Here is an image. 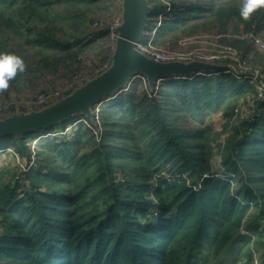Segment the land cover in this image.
I'll return each mask as SVG.
<instances>
[{
  "label": "trees",
  "instance_id": "16d2710c",
  "mask_svg": "<svg viewBox=\"0 0 264 264\" xmlns=\"http://www.w3.org/2000/svg\"><path fill=\"white\" fill-rule=\"evenodd\" d=\"M115 1L0 0V53L23 58L10 46L21 40L14 45L40 56L38 68L18 72L8 89L18 91L30 74L71 71L93 35L106 38L90 26ZM166 1L164 13L163 2L147 0L145 28L163 13L157 44L171 43L175 32L197 33L205 15L218 32L232 20L256 33L264 25V7L245 20L238 0ZM147 83L135 77L102 103L100 140L83 122L52 137L71 118L42 135L0 137V153L10 149L27 164L0 168V264H210L209 254L229 253L245 225L264 235V99L243 117L254 89L230 74L170 79L157 90ZM216 112L220 131L204 122ZM254 246L264 251V240Z\"/></svg>",
  "mask_w": 264,
  "mask_h": 264
},
{
  "label": "built area",
  "instance_id": "2783aa9c",
  "mask_svg": "<svg viewBox=\"0 0 264 264\" xmlns=\"http://www.w3.org/2000/svg\"><path fill=\"white\" fill-rule=\"evenodd\" d=\"M166 6L167 13L170 11V5L166 0H160ZM121 3V0H119ZM163 13L159 14L158 19L152 30L149 32L144 31L143 37L136 43H134V49L145 56L146 58L153 60L158 63H191L200 62L211 65H218L223 67L221 71L205 72L198 70L190 76H173L170 78H157L156 88L162 83L170 79H192L196 76H214L221 74H230L238 83L247 85L254 89V99L244 105L241 109V114H248L252 112L255 107L256 100L264 99V78L261 69L250 65L249 61L241 56V51L233 46L231 41H238L241 43H247L248 47L253 51L264 53V38L260 37L254 32H239L237 34H231L228 32H215L196 34L190 36H183L176 38L173 43L167 42L165 44L155 43L157 36L156 31L161 25V19ZM121 24V17L109 20L96 19L91 24V28L94 31L105 29L107 31V42L110 45L111 52L113 53L116 40L118 39L117 29ZM147 25V24H146ZM112 56V54H111ZM111 66V57L104 62L100 63L95 70L93 69L89 74L84 75L83 73L74 74L71 79L67 81L64 88L60 91H53L48 94L39 93L33 98L23 101L20 105L24 111L40 110L44 107L49 106L61 98L64 97L65 93H71L76 88L84 85L87 81L95 78ZM90 71V70H89ZM146 83L147 79L143 75H136ZM4 97V96H3ZM17 102H13L16 105ZM11 102L6 101L4 98H0V114L8 111ZM242 116V115H241ZM94 125L91 127L86 120L76 121L71 125L67 126L60 135H64L68 131H71L78 122H83L93 129V132L97 139L100 140L102 129L100 127L99 110L96 108L92 113V119H90ZM53 135V134H52ZM57 135V134H54ZM34 143V144H33ZM31 144V149L34 151L35 142ZM34 155V153H33ZM16 163L20 170H26L27 164L16 157ZM25 164H23V163ZM22 163V164H21ZM34 164V156L30 163ZM21 165V166H20ZM255 264H262L255 260Z\"/></svg>",
  "mask_w": 264,
  "mask_h": 264
},
{
  "label": "water",
  "instance_id": "95a60500",
  "mask_svg": "<svg viewBox=\"0 0 264 264\" xmlns=\"http://www.w3.org/2000/svg\"><path fill=\"white\" fill-rule=\"evenodd\" d=\"M121 4V24L117 29L118 39L111 56V66L47 107L13 113L0 119V137L14 135L20 138L26 133L48 129L77 114H85L92 119L90 109L93 106L124 91L138 74L145 76L153 88L157 78L190 76L198 70H223L221 66L200 62L158 63L141 55L134 49V43L144 35L151 7L147 0H121Z\"/></svg>",
  "mask_w": 264,
  "mask_h": 264
},
{
  "label": "rangeland",
  "instance_id": "374dc122",
  "mask_svg": "<svg viewBox=\"0 0 264 264\" xmlns=\"http://www.w3.org/2000/svg\"><path fill=\"white\" fill-rule=\"evenodd\" d=\"M218 2H220V3L221 2H229V0H218ZM238 2L240 5L243 4V0H241V1L238 0ZM102 13H103L102 16H99L96 18L101 19V20L105 19V20L111 21L113 19L121 17L122 4L119 2V0H116L114 2V4L111 5V7L109 8V10L106 13H104V12H102ZM192 23H194V22H192ZM192 23H191V25H194ZM262 23L264 24V17H263ZM198 24H199L198 25L199 31L197 33L195 32L193 34H189V33L183 34L180 32H175L174 34H170L169 37H171V39H170L171 44L178 37L190 36V35H196V34H205L208 32L215 33V32L219 31V26L215 22L213 17H208L207 15H205L204 18L202 17L198 20ZM202 24L204 27H202ZM151 26H152V23L149 24V27L145 28V32H149L152 28ZM227 27H228L227 32L231 33V34H237L239 32H253V31H245L243 25L241 23L237 22L236 20L230 21L228 23ZM90 29H91V31H94L91 28V26H90ZM254 33H256V32H254ZM256 34H258L260 37L264 38V25H263L262 30L258 31V33H256ZM20 43H22V41L17 40L16 42L10 43V46L16 53H19L20 55L23 56L26 68H31V69L38 68L37 62L39 61L40 56L36 54V49L31 48V47H27V46L26 47H17L16 45H14V44H20ZM237 48L241 51V56L245 57L249 61L250 65L261 69L262 74H263V78H264V53L258 52V51H253L252 49H250L248 47V44L245 42L240 43L239 47H237ZM0 49H1V47H0ZM105 49L106 48L103 47L102 45H100L99 48H94L93 46L88 47V49L84 53L81 54L82 57L74 65L73 69L71 71L69 70L70 72L68 70H65V68H63V70H61V73L59 72L58 74H53V75L48 74L45 77H43L45 74H43V75H40V73H39V75H38V73L30 74L29 76L31 77L32 81L27 83V84H24L22 86H19L18 91H14V90H11L8 88L4 89V90H0V98H4V99L6 98L5 99L6 101L12 103L11 105H9L7 112L0 114V119H3V118H5V117H7L13 113L24 112V109L20 107V105L23 104L22 102L27 100V99L33 98L35 95H37L41 92L48 94V93L53 92V91L62 90L65 86L64 82L71 79V76L74 73L76 74V73L80 72V73H83L84 75L89 74L94 69V68H92L89 71V69L91 68L92 65L96 66L95 69L98 66H100L99 62H101L100 59H101V56L104 53ZM73 71H75V72H73ZM56 78H59V79H56ZM147 85H149V83H147ZM157 89H158V87L156 88V90ZM3 94H4V97H3ZM108 100L109 99H106L102 102L97 103L95 106H93L90 109L91 113H93V111L96 108H98V110H100L102 103H104ZM13 102L14 103L17 102L16 105H14ZM248 114L243 113L241 115L244 117ZM84 117H88V116L85 114H77V115L73 116L71 119L74 120L73 123H75L76 121H80L83 119L85 120ZM204 122L206 124L212 125L213 129L215 131H220L221 127L224 124V121L221 119V113L220 112H216L214 114L212 113L208 118L205 119ZM81 123L78 122L77 125H79ZM195 125L196 124L193 121H188L186 123V127H193ZM76 126L74 127V129L77 128ZM45 131L46 130H40V131H37L36 133L42 135V134H44ZM60 132H62V131L54 132L52 137L63 136L62 134L60 135ZM69 132L70 131H68L67 133H69ZM54 134H57V135H54ZM34 142H35L34 151H36V150H38L37 140ZM7 152L0 153V168L10 166V165L11 166L15 165L16 159H14V157H13L14 155L12 154V151L10 149H8ZM23 164H25V163H23ZM218 170H221L220 163H219V157L215 156V158L213 160V172L216 173V172H218ZM245 226L241 230L239 236L247 237L250 240V243L246 244L245 241L240 240L239 239L240 237L238 236L236 239V245H234V247L230 250L229 253H225L224 251H221L216 256H212V254H209V259L211 261L210 264H248V260L246 258V255L252 250L255 251V252H253L252 264H255L254 263L255 260H257L259 262L262 261V256H263L264 251L258 252L256 250L254 244L256 242L263 241L264 235L259 236L257 234L252 233V232H248L246 230ZM240 254L243 257V259H239Z\"/></svg>",
  "mask_w": 264,
  "mask_h": 264
},
{
  "label": "clouds",
  "instance_id": "9594fccd",
  "mask_svg": "<svg viewBox=\"0 0 264 264\" xmlns=\"http://www.w3.org/2000/svg\"><path fill=\"white\" fill-rule=\"evenodd\" d=\"M264 7V0H243L240 15L245 20L259 8ZM26 68L24 59L13 53H0V90L7 89L9 82L18 72H24Z\"/></svg>",
  "mask_w": 264,
  "mask_h": 264
},
{
  "label": "crops",
  "instance_id": "0c3cea01",
  "mask_svg": "<svg viewBox=\"0 0 264 264\" xmlns=\"http://www.w3.org/2000/svg\"><path fill=\"white\" fill-rule=\"evenodd\" d=\"M96 36V35H95ZM95 36H93V37H91V43H90V45H89V47H94V48H99V46L100 45H102L103 47H105L106 49L104 50V53L102 54V56H101V59H100V61L102 62V61H104V60H107V59H109L110 57H111V54H112V52H111V48H110V45L108 44V42H107V39L105 38H98V37H95ZM82 56L80 55L79 56V58L77 59V62H78V60H80V58H81ZM101 62H99V65H100V63ZM96 66L95 65H92L91 66V68L89 69V70H91L92 68H95ZM61 78V77H60ZM56 79H59V78H56ZM24 80H22L21 82L23 83H19V86H22V85H24V84H27V83H29V82H31L32 81V79H31V77L29 78V79H26V81H24ZM67 82V81H66ZM66 82H64V85L66 84ZM262 262V261H261Z\"/></svg>",
  "mask_w": 264,
  "mask_h": 264
}]
</instances>
